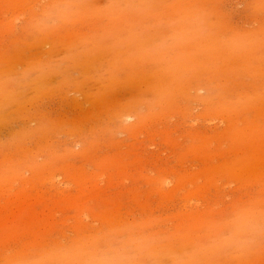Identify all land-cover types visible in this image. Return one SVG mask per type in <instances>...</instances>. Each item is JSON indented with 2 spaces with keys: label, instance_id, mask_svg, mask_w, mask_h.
I'll list each match as a JSON object with an SVG mask.
<instances>
[{
  "label": "rangeland",
  "instance_id": "obj_1",
  "mask_svg": "<svg viewBox=\"0 0 264 264\" xmlns=\"http://www.w3.org/2000/svg\"><path fill=\"white\" fill-rule=\"evenodd\" d=\"M154 2L207 18V57L113 76L109 56L73 49L94 21L38 36L37 0H0V264L137 223L185 250L264 205V0ZM210 264H264V245Z\"/></svg>",
  "mask_w": 264,
  "mask_h": 264
},
{
  "label": "clouds",
  "instance_id": "obj_2",
  "mask_svg": "<svg viewBox=\"0 0 264 264\" xmlns=\"http://www.w3.org/2000/svg\"><path fill=\"white\" fill-rule=\"evenodd\" d=\"M165 15L154 0H109L103 5L95 0H37L33 9L38 36L54 34L74 21H94L100 30L73 49L81 56H109L113 76L152 68L181 73L193 49L208 56L205 50L214 33L207 18L161 19ZM117 18H123V24L112 26ZM260 245L264 205L244 204L230 209L207 240L185 250L168 247L162 235L137 223L101 231L85 241L63 240L45 256L11 258L10 264H210L216 254L250 252Z\"/></svg>",
  "mask_w": 264,
  "mask_h": 264
}]
</instances>
